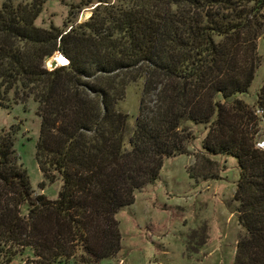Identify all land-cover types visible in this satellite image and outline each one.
<instances>
[{
  "label": "trees",
  "instance_id": "trees-1",
  "mask_svg": "<svg viewBox=\"0 0 264 264\" xmlns=\"http://www.w3.org/2000/svg\"><path fill=\"white\" fill-rule=\"evenodd\" d=\"M98 3L89 20L64 29L35 25L40 0L0 10V107L37 105L40 187L62 184L57 200L34 196L15 165L13 136L0 140V234L37 264L116 256L117 215L157 184L166 159L189 154V122L207 126L205 154L239 165L234 201L246 234L234 264H264V84L254 110L241 99L261 65L264 0ZM56 54L64 63L50 71ZM138 82L139 117L128 139L129 117L117 107Z\"/></svg>",
  "mask_w": 264,
  "mask_h": 264
},
{
  "label": "rangeland",
  "instance_id": "rangeland-1",
  "mask_svg": "<svg viewBox=\"0 0 264 264\" xmlns=\"http://www.w3.org/2000/svg\"><path fill=\"white\" fill-rule=\"evenodd\" d=\"M34 1L0 0V10L6 2L17 6ZM40 1L44 7L35 25L42 29H64L69 22L83 23L100 5L99 0ZM107 1L117 4V0ZM258 54L261 65L248 93L241 96L253 110L264 84V35L258 41ZM55 60L64 63L56 54L46 64L48 69ZM142 93L143 82L131 84L117 107L129 117L128 139L136 129ZM40 124L34 102L10 110L0 107V140L13 136L15 165L27 174L34 196L43 194L57 200L60 182L47 184L44 190L40 187L44 182L36 161ZM185 126L195 138L187 145L189 154L166 159L157 184L139 191L135 204L117 215L122 250L101 264H234L238 241L246 234L239 223V204L234 201L240 179L238 162L232 157L204 153L206 125L187 122ZM260 127V141H264V123ZM4 191L0 185L1 194ZM21 251L19 245L9 242L7 234H0V264H37L31 252L20 257Z\"/></svg>",
  "mask_w": 264,
  "mask_h": 264
},
{
  "label": "built area",
  "instance_id": "built-area-1",
  "mask_svg": "<svg viewBox=\"0 0 264 264\" xmlns=\"http://www.w3.org/2000/svg\"><path fill=\"white\" fill-rule=\"evenodd\" d=\"M49 70L52 71V70H54V68L52 67V68H50ZM258 147H259L260 149L264 150V141H261V142L258 144Z\"/></svg>",
  "mask_w": 264,
  "mask_h": 264
},
{
  "label": "water",
  "instance_id": "water-1",
  "mask_svg": "<svg viewBox=\"0 0 264 264\" xmlns=\"http://www.w3.org/2000/svg\"><path fill=\"white\" fill-rule=\"evenodd\" d=\"M54 69H56V68H58V67H60L59 65H58V63L56 62V60L54 61V63H53V66H52Z\"/></svg>",
  "mask_w": 264,
  "mask_h": 264
},
{
  "label": "bare ground",
  "instance_id": "bare-ground-1",
  "mask_svg": "<svg viewBox=\"0 0 264 264\" xmlns=\"http://www.w3.org/2000/svg\"><path fill=\"white\" fill-rule=\"evenodd\" d=\"M65 60H66V59H65ZM56 62H57V60H56ZM67 62H68V61L66 60V61H65V64H63V65H66V64H67ZM57 63L59 64V62H57Z\"/></svg>",
  "mask_w": 264,
  "mask_h": 264
}]
</instances>
